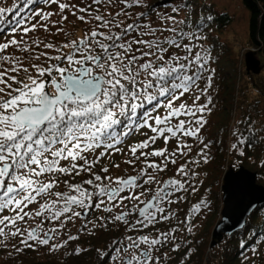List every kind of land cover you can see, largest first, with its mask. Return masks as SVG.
Here are the masks:
<instances>
[{
    "label": "snow or ice",
    "instance_id": "obj_1",
    "mask_svg": "<svg viewBox=\"0 0 264 264\" xmlns=\"http://www.w3.org/2000/svg\"><path fill=\"white\" fill-rule=\"evenodd\" d=\"M39 2L56 5V10L32 7L38 0H17L13 7H0V33L11 26L13 34L0 42V245L7 248L9 240L18 238L22 247L11 245L17 253L37 245L56 251L68 241L79 239L69 235L64 244L50 243L66 222L83 218L93 209L111 214L114 209L126 207V201L132 203L129 211L121 210L110 218L100 216L99 224L87 223L99 229L108 223H120L132 232L168 221L175 212L166 214L164 205L182 200L172 197L187 192L192 185L190 180L176 178L161 181L158 175L192 151L185 138H196L203 145L199 155L205 163L208 161L205 149L209 144L199 134L208 123L203 114L211 113L209 105L213 101L208 94L213 85L212 70L206 67L210 54L196 50L191 43L201 39L197 33L180 27L187 19L186 15L178 19L184 13L181 0H174L177 6L170 10L165 6V11L149 7L146 0H89L82 7L70 0ZM137 7L146 11H130ZM25 10L28 15L21 17ZM66 11L79 22L93 26L79 39L60 46L38 37H31V42L25 38L37 29L48 33L50 23H68ZM9 14H13L12 19ZM53 16L59 19L53 21ZM26 20L36 22L24 26ZM56 32L64 33V28L56 27ZM17 33H21L19 38ZM185 40L189 43H182ZM205 72L209 75L206 87L201 88L199 81ZM182 97L185 99L177 105ZM192 97L188 104L187 99ZM202 97L205 103H199ZM161 108L165 110L163 115L158 113ZM142 129L151 135L130 146L133 158L125 161L142 165L135 175L114 178L108 167L97 171L101 157L110 154L109 150L121 152L117 145ZM246 130L248 136L239 130L233 132L237 143L231 147L240 149L241 155L245 154L242 146L250 144L249 137L254 135L251 128ZM160 138L165 145L175 139V150L152 147ZM99 149L104 151L97 155ZM153 157L161 158L160 162ZM189 163L179 164L176 175L195 176ZM113 166L120 168L119 164ZM82 173L87 178L77 180ZM59 184H64L67 191H54ZM152 185L157 187L153 189ZM34 204L38 207L30 209ZM200 208L201 204H196L193 210ZM130 215H135L134 222H130ZM37 218H41L40 223L22 227ZM44 221L60 224L45 231ZM87 223L80 231L87 229ZM192 230V226L187 227L189 233ZM175 231L114 240L112 249L102 252V264H160L161 257H154L153 250L175 239ZM180 247L174 245L175 250ZM82 251L73 249L76 255ZM252 251L258 252L256 248ZM259 254L264 256V252Z\"/></svg>",
    "mask_w": 264,
    "mask_h": 264
},
{
    "label": "rangeland",
    "instance_id": "obj_2",
    "mask_svg": "<svg viewBox=\"0 0 264 264\" xmlns=\"http://www.w3.org/2000/svg\"><path fill=\"white\" fill-rule=\"evenodd\" d=\"M186 0H181V3L184 7ZM70 2L80 5L81 7L84 6V4L88 3L89 0H70ZM201 2H205L208 5L215 6V8L218 11L226 12L228 13L232 18L233 22L230 27L226 28L224 32L221 35V40L226 43L227 47L230 48V59L236 63L237 70V80H240V90H243L245 94L247 95V102H251L252 104H255V106L252 105L251 111L247 110L249 112L248 115L252 117L257 123V129L259 130L260 137L264 140V61L262 60V57L260 55H256L259 59H261L263 64V71L260 75H254L251 77H247V71H246V54L249 52H253L254 48H252L249 45L248 42V19H249V13L244 8L242 4V0H201ZM17 3V0H0V7H13ZM146 3L149 6L150 0H146ZM23 5L21 4V7ZM35 6V5H33ZM167 10H170L172 7L177 6L176 3H172V5H166ZM37 8V7H36ZM43 9L45 11H54L56 10V5H44L42 4L37 9ZM160 11H165L166 8L161 7L157 8ZM111 10V9H109ZM141 9L139 7L130 10L133 12H139ZM26 10L24 12H21L20 16L25 17ZM68 15V23L61 22L60 25L52 26L50 23V31L48 33H45L43 29H37L35 33H29L26 39H29V42H31V37H38L42 40H44L46 43L51 42L56 44L57 46H60L61 44L72 40V39H79L85 34V31L92 27L93 25L85 24L82 22H79L75 16L67 13ZM79 14V13H78ZM25 15V16H24ZM155 16V13L152 14ZM175 15V14H174ZM186 15V10L184 8V13H182L180 16H178V19H183V16ZM9 19L13 18V14H9ZM36 19H39L38 17ZM58 16H53L52 20H58ZM143 19V18H142ZM35 20L32 21H25L24 26H30L31 23H35ZM129 22V21H128ZM184 23V22H183ZM182 23V24H183ZM181 24V25H182ZM180 25V26H181ZM62 26L64 28V33H57L56 27ZM10 27H5V31L3 33H0V42H4L7 39H10L12 37V33L10 32ZM67 33V35H65ZM21 33H17L16 37L19 38ZM171 35V34H167ZM184 41H182L183 43ZM184 43H189V41L185 40ZM191 43L196 45V48L198 47V44H196L194 41H191ZM203 49V47H202ZM40 50L47 51L52 55H55L54 50L50 49H43ZM229 50V52H230ZM11 51V50H10ZM249 76V75H248ZM214 81H216V76ZM249 83V87L247 84ZM258 88V92L254 88ZM242 88V89H241ZM244 88V89H243ZM196 94H199V89H196ZM210 93V90H208V94ZM209 95H213V93H210ZM246 95L244 98H246ZM243 98V97H240ZM194 99V97H192ZM184 98L181 99V101H177V105L182 102ZM191 100V99H190ZM205 98L202 97L199 103H205ZM188 104L192 103L191 101H187ZM247 107V103L246 106ZM244 114V109L241 110ZM159 114L163 115L165 114V110L162 108L159 112ZM157 114V113H154ZM241 113L237 112L235 119L238 121L241 119ZM243 116V115H242ZM184 118V117H181ZM178 122L177 120H174L173 123ZM237 123V122H236ZM202 132V130H201ZM151 135L150 131L147 129H142L136 132H133L127 138L124 139V143L118 145L117 147L121 148V152H116L115 150H111L106 156L101 157L98 162L97 171H99L100 167H108L109 168V175H112L114 178L116 176H122L127 177L129 175H135L136 170L142 167V165L137 162L134 166L129 165L125 163L127 159H131V153L128 151L129 147L146 139L147 135ZM200 139L203 140V135L201 133L199 134ZM186 142L190 145H192V151L188 154L187 157H181L178 159L177 165H171L169 164L168 168L162 172L159 173L158 179L161 181H165L169 178H176V179H183V180H190V183L192 187L188 188L187 192H179L176 193L172 199H176V197H183L182 200H178L176 203L173 204H165L166 208V214L167 211H173L175 212V215L170 217L168 221H160V223L156 224L160 228H162V232H171L172 229H176L173 233V236L175 239L170 238V242L163 244L162 246H157L156 249L153 250V255L160 256V264H165L166 260L169 257H174L175 253L177 251H180L182 247H184V242L187 241V237L192 236L191 238H194L195 236L199 235L200 233L210 232L209 239L211 240L212 231L215 227V225L221 220V212L223 209V201H222V183H223V177L224 174L229 170L228 167H232L233 169H238L239 167V161L237 158L232 155L233 150L236 151V149H233L231 147L232 144L237 143V138L233 139V141L230 143V152L229 154V160L227 163V167L224 166L221 168L223 169L218 174L214 175L213 177V167L205 165L209 162V154L210 150L207 148L205 149V152L208 155V161L205 163L203 160V157L199 155L200 149L202 148L201 144L196 138H185ZM167 147L169 152L175 150L176 148V140L172 139L170 142L165 145L163 138H160L157 140L155 145L152 147L156 149H161L164 147ZM149 151L151 150L148 149ZM240 151V149H237ZM187 151V149H185ZM101 152V150L99 151ZM97 150V155L99 154ZM139 155V153H137ZM152 160L156 161L157 163L160 162L161 158L153 157ZM190 162L188 164V167L192 169L194 173H196L195 176H192L191 173L188 177H180L176 175V168L181 163ZM191 161H199V163H191ZM231 163V164H230ZM119 164L120 168L116 169L113 165ZM230 165V166H229ZM149 171H152L149 169ZM220 177L222 179V182L218 184V181L220 182ZM87 178L86 174H81V177H78L77 180ZM61 179H68V177H61ZM217 180V187H213V185L216 183ZM75 182V181H73ZM205 183L206 190L202 197H199L197 193L201 191L202 185ZM211 185V188L209 189V186ZM264 186V185H263ZM145 187H148L147 185ZM153 189L157 187V185H152ZM186 187H188L186 185ZM194 189V190H193ZM54 191H67V187L64 184H59ZM124 195H127V193H124ZM151 197V193H149V198ZM204 203H201V202ZM196 204H201V208L198 211H194V206ZM126 207L122 206L120 209H114L113 213L109 214L99 209H93L90 210L83 218H76L74 221H68L65 224V227L63 229H60L59 233L56 235L55 239L50 241V243H60L64 244V241L67 239L69 235H76L79 237V239L85 238L86 235L95 234L97 231H99V228H93L91 223H87L88 221H92L93 223L99 224L100 221L97 219L100 216H104L106 218H110L111 215L118 213L119 211H129L132 207V203L129 201L125 202ZM142 206V205H141ZM30 209H36L38 205L34 204L29 206ZM103 207V206H102ZM79 210V209H77ZM10 213L5 212L4 215H8ZM215 216L216 222L213 223L212 217ZM135 215H130L129 220L130 222H134ZM27 219V218H26ZM63 219V218H62ZM41 222V218H37L35 221L29 220L28 225H22L24 226H35L36 224ZM87 223V229L84 231H80V229L84 226V224ZM60 222L59 221H44L43 227L45 231H48L49 229L53 227H59ZM212 225V227L208 226ZM152 226V225H150ZM149 226V227H150ZM192 226L193 230L192 232L187 231V227ZM124 225L117 223L112 224L108 223L107 228H113L115 230L123 229ZM148 227V228H149ZM154 227V226H152ZM148 228H143L138 231H132L129 232L127 230V227H124V231L122 233L123 237L121 240L124 239L126 235H146L144 234V230H147ZM160 232V231H159ZM42 235V234H41ZM159 234H152L149 237H156ZM78 241H68L67 244H64L62 248L57 249L56 251H51L50 246H44V245H37L33 248H24L23 252L17 253L12 247V244L19 245V239L18 238H12L8 241V247L5 248L4 246L0 245V264H35L38 262H50L53 264H61L70 254L74 253L72 249L75 248H81L84 249L83 252H88L89 247L88 246H82V244L76 243ZM30 243H33L30 241ZM180 244L181 247L178 250L174 249L175 244ZM104 250H101L100 253L95 255L94 260L96 261L95 264H100L102 261L100 259V256L102 255V252ZM79 253V254H81ZM166 254V255H164ZM185 259V258H184ZM183 259V260H184ZM168 263V262H167Z\"/></svg>",
    "mask_w": 264,
    "mask_h": 264
},
{
    "label": "trees",
    "instance_id": "obj_3",
    "mask_svg": "<svg viewBox=\"0 0 264 264\" xmlns=\"http://www.w3.org/2000/svg\"><path fill=\"white\" fill-rule=\"evenodd\" d=\"M173 2L174 0H150L149 7L161 8L172 5ZM242 4L249 13V45L254 48L255 54L260 55L264 61V0H242ZM184 8L187 19L180 27L184 31L195 32L201 37V39H193V41L198 44L196 50H206L210 54V60L206 67L212 70L213 75V85L209 89L210 93H213L211 95L213 101L209 105L212 111L203 114L208 123L201 132V135L204 136L203 141L209 144L208 149L210 150L209 162L205 167H213V177L223 170L221 166L223 167L225 164V167H227L229 154L232 153H229L230 143L237 138L233 135L234 130H239L240 133L248 136L249 133L246 129L251 128L254 133L249 137L251 143H245L242 146L245 154L241 155L240 151L236 149V151L233 150L232 155L239 161V167L244 166L253 172H257V182L264 185V146H262L264 140L260 137L256 121L248 115L249 112L247 111H251L252 105L255 106V104L247 102V95L239 89L240 80H237L238 69L236 63L229 57L230 48L221 40L222 33L231 26L233 18L228 13L218 11L215 6L203 3L201 0H186ZM208 17L211 19H208ZM208 75L209 73L205 72L204 78L199 81L201 88L206 87ZM215 76L216 81H214ZM252 76L254 75H247L251 78ZM247 86H250L249 83ZM254 88L258 92V88L256 86ZM245 95L246 98H244ZM191 100L187 99V101ZM246 103L247 107H245ZM242 109H244V114L241 111ZM237 112L243 115L238 121L235 119ZM201 146L203 147L202 144ZM221 182L222 179L220 182L218 181V184ZM213 187L214 189L217 187V180ZM205 190L206 185L204 183L197 195L202 197ZM212 220L213 223L216 222L215 216L212 217ZM160 227L158 225L150 226L147 230H144V234L148 236L159 234L162 232ZM123 229L115 230L106 227L95 234L86 235L85 238L76 240L78 241L76 243L88 246V252L78 255L72 253L61 264H95L94 257L98 254L97 249L111 250L113 247L112 242L121 240L123 237ZM262 236H264V204L252 213L243 230L231 236H225L214 247H210L211 240L208 231H204L194 238L188 235L184 247L177 251L174 257H169L165 264H249V260L252 261V264H264V256L259 254L264 252V248H261V245H264V239H261ZM253 248H256L258 252L253 253ZM246 256L249 258L248 260H245ZM35 264L53 263L38 262Z\"/></svg>",
    "mask_w": 264,
    "mask_h": 264
},
{
    "label": "water",
    "instance_id": "obj_4",
    "mask_svg": "<svg viewBox=\"0 0 264 264\" xmlns=\"http://www.w3.org/2000/svg\"><path fill=\"white\" fill-rule=\"evenodd\" d=\"M248 75H260L262 61L249 52L245 59ZM257 172L244 166L229 168L224 174L221 187L223 209L221 220L215 225L210 247L216 246L225 236H231L245 228L252 213L264 204V186L257 182Z\"/></svg>",
    "mask_w": 264,
    "mask_h": 264
}]
</instances>
